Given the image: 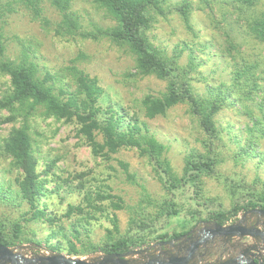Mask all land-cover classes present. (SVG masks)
Wrapping results in <instances>:
<instances>
[{
  "label": "rangeland",
  "instance_id": "rangeland-1",
  "mask_svg": "<svg viewBox=\"0 0 264 264\" xmlns=\"http://www.w3.org/2000/svg\"><path fill=\"white\" fill-rule=\"evenodd\" d=\"M179 1L181 0H167V6L163 5L164 13L153 11V22L148 31L151 40L170 56H174L178 49L184 48L179 58L182 66L188 64V54L191 50L185 45L192 47L196 63H201L190 75L196 90L205 92L208 85L229 82L234 62L225 50V36L221 28L225 27L226 23L221 12L217 8L214 11L199 8L195 2L190 15V30L180 14L171 8V5ZM261 5L264 7V0ZM71 8L79 15L86 31H94L98 26L105 28L115 25L111 15L94 0H72ZM47 16L51 21L48 28L32 20L24 11L11 14L4 24L0 21L6 55L15 58L23 52L28 53L41 72L48 70L56 76L53 77L56 87H62L64 90L74 88L70 73V67L74 64L98 77L104 91L99 103L103 107L122 108L128 118L135 115L145 121L150 132L167 146L166 156L178 175L183 173L187 156L198 157L206 154L205 134L196 118L188 112L186 104L170 108L165 115L154 118L145 116L141 104L143 96L147 93L159 95L166 87L165 80L155 76L138 75L135 56L126 47L107 38L85 39L80 36L57 34L55 28L60 20L58 11L47 6ZM242 36L239 41L244 42L243 56L250 57L251 62L258 60L260 70L263 71L262 88L255 101H244V106L238 104L224 107L216 115L221 132V139L215 141L218 161L211 175L201 177L198 195L196 186L191 183L174 190L173 193L167 191L155 175L148 159L141 156L135 148L120 149L109 160L95 157L88 144L77 136L74 123L35 115L30 121V134L38 159V171L44 184V194L40 198L39 207L45 208L60 221L51 227L41 219L25 220V216L30 215L27 214L29 206L26 202L14 197L7 201L0 199V222L5 224L9 232L15 222L23 226L24 241L14 245L15 250L28 257L36 254L49 255L53 252L67 254L66 249L53 251L47 247L49 235L56 231L60 224L64 226L67 237L77 246L80 245L72 231L73 222L79 215L74 213L70 217L65 216L70 204H80L83 199V192L77 188L80 186V180L75 177L78 173H84L81 182L85 189L98 190L108 185L111 193L122 197L126 205L123 209L114 210L109 207L108 200L103 203L108 207L109 213L117 214L122 235L146 237L147 243L133 250L147 249L148 252L161 256H165L167 250H175L174 246L178 245L180 240L172 238L174 243L164 244L171 239L164 242L156 240L157 234H172L176 231L184 232L182 237L188 234L184 240L192 238L196 235L191 234L193 230L208 225L210 213L230 210L236 202L246 199L248 192L256 195L263 193L264 136L260 131H256L252 147L245 150L244 145L247 137L249 138L247 126L251 125V115L264 116V43ZM241 59L242 56H238L237 60ZM9 84V77L0 72V92L7 90ZM11 126V123H3L0 126V141L8 134ZM98 138L101 140V136ZM121 161L129 164V171L134 180L127 178ZM52 162L54 164L51 172L44 173ZM4 165H7L6 161L0 160V168ZM15 173L13 171L5 177L0 175V182L8 183ZM11 185L13 189L16 188L14 182ZM144 194L153 199L154 203L165 199L175 200L178 211L171 215L157 216L155 204L142 201ZM134 210H137V214ZM247 210H242L234 222L240 220ZM142 211L144 213L141 214ZM147 213H151L148 218ZM95 215L98 219L87 221V217V220L83 218L81 226L77 227L81 240L99 242L105 237L107 228L112 227L105 213L97 212ZM132 217L137 221L136 224L131 223ZM263 221L264 217L260 215H248L246 219L248 225L258 223V226L264 229ZM58 239L67 247L68 244L59 231L55 237L50 238V243H55ZM223 242L228 243L227 248L221 247ZM218 246L221 250L216 260H212V257L206 258L211 250ZM207 247L206 255L200 251L194 258L196 264H213L217 260L227 259L248 264L247 261L251 257L264 259V239L237 236L228 241L216 239ZM93 255L91 253L69 256L87 258ZM132 257L141 259L143 255Z\"/></svg>",
  "mask_w": 264,
  "mask_h": 264
},
{
  "label": "trees",
  "instance_id": "trees-1",
  "mask_svg": "<svg viewBox=\"0 0 264 264\" xmlns=\"http://www.w3.org/2000/svg\"><path fill=\"white\" fill-rule=\"evenodd\" d=\"M72 0H0V21L4 24L8 17L16 12L24 11L34 21H38L44 28L51 24L47 16V6L58 11L60 20L55 31L62 36H80L85 39L107 38L113 43L126 47L135 56L136 73L140 76H155L166 81L165 89L159 94L147 93L141 104L145 116L154 118L165 115L166 112L178 104H186L188 112L197 120L200 129L205 134L204 145L206 154L200 156L189 155L185 158L182 175H178L166 156L167 146L160 142L149 130L145 121L138 116L128 118L122 108L112 106L103 107L99 100L104 91L98 77L92 76L77 65L70 67L74 88L64 90L56 87L53 75L46 70L41 72L28 53L23 52L15 58L6 55V45L2 31H0V72L9 77V88L0 92V126L11 123L8 134L0 141V160L7 165L0 168V175L5 177L15 171L9 182H0V199L11 200L12 197L26 202L29 211L25 220L41 219L51 227L59 223L60 219L39 207L41 196L44 194V184L38 171V159L35 155L33 140L30 134V121L35 115L45 118L53 117L57 120L71 122L76 125V134L83 139L95 157L105 160L123 148H135L139 154L148 159L162 186L173 193L187 183L196 186L198 195L201 177L211 175L217 165L215 141L221 139V132L216 122V115L227 106H244V101H255L261 91L263 71L260 70L258 60L243 56L244 42L239 38L248 37L264 43V7L262 0H181L173 5L181 18L192 30L190 15L197 2L199 8L211 11L217 8L226 23L222 32L225 36V50L233 60L229 82L222 81L217 85H208L205 92L196 90L192 84V71L201 63H196V56L190 48L188 64L182 66L179 58L184 48L178 49L174 56H170L164 49L156 45L150 38L148 31L153 22V11L164 13L167 0H94L105 9L115 21L110 27L98 26L94 31L83 29L79 15L71 8ZM2 28V26H1ZM0 28V29H1ZM242 56L241 60H237ZM58 88V89H57ZM262 110V108H260ZM251 125L247 126L245 150L255 142L254 133L260 131L264 136V116L251 115ZM101 136V140H99ZM53 162L49 163L44 173L52 170ZM127 178L134 180L129 171V164L121 161ZM84 173L75 175L80 180L77 187L83 192L80 204H70L65 216L78 214L73 222V235L79 240L77 246L64 232V226L52 232L47 241L48 248L53 251L66 249L68 255H82L102 252L104 254H122L135 247L147 243L146 237L125 236L120 232L119 218L115 212L109 213L104 201L108 200L109 207L114 210L126 207L121 196L110 192V186L98 190L85 189L81 182ZM16 188H12V183ZM145 193V189L143 188ZM14 193V194H12ZM248 197L236 202L230 210H218L210 213L207 221L226 224L234 221L242 210L264 209V192L260 195L247 193ZM143 202L154 203L147 194ZM157 216L171 215L178 211L177 202L165 199L154 203ZM97 212L105 213L112 227L107 228L104 238L99 242L83 241L78 236V228L83 218L98 219ZM137 214V210H134ZM141 214L144 211L140 212ZM151 213H147V218ZM131 223H137L132 217ZM135 223V224H136ZM0 222V244L13 247L23 242V226L15 222L12 231ZM67 242V247L58 239L50 243V238L57 232ZM184 232L172 234L159 233L156 240L164 242L166 239L179 238ZM39 243V241H37ZM264 261V259H263Z\"/></svg>",
  "mask_w": 264,
  "mask_h": 264
},
{
  "label": "water",
  "instance_id": "water-1",
  "mask_svg": "<svg viewBox=\"0 0 264 264\" xmlns=\"http://www.w3.org/2000/svg\"><path fill=\"white\" fill-rule=\"evenodd\" d=\"M248 215L264 217V209H249L243 213L240 220L227 224L207 221L208 225H205L199 234L190 237V240L183 239L188 234L175 239L181 240V242L174 246L175 250H167L165 256L142 249L130 250L122 254L97 252L92 253L94 255L87 258L73 257L61 252H53L49 255L36 254L28 257L21 252H17L14 247L0 244V264H196L194 258L197 255V250L208 245L216 238H220L222 241H228L237 236L264 239V229L260 228L258 223L254 225L246 223ZM167 243L172 244L174 240L171 239L164 244ZM134 255H143V258L132 257ZM247 262L248 264H264L263 258L259 257L257 259L251 257ZM213 264H240V262L235 259H227L217 260Z\"/></svg>",
  "mask_w": 264,
  "mask_h": 264
},
{
  "label": "flooded vegetation",
  "instance_id": "flooded-vegetation-1",
  "mask_svg": "<svg viewBox=\"0 0 264 264\" xmlns=\"http://www.w3.org/2000/svg\"><path fill=\"white\" fill-rule=\"evenodd\" d=\"M232 222H234V221H232ZM228 223H231V222H228ZM227 224V223H226ZM203 229V227H200V228H198L197 230H193V233H191V234H199L200 232H201V230ZM191 238L190 237H188V238H186L185 240H190ZM217 240H219L220 238H216ZM215 239V240H216ZM215 240H213V242L215 241ZM177 241H179V240H177ZM179 242H181V240L179 241ZM179 242H177V243H179ZM211 243V242H210ZM227 244L228 243H222V248H227ZM208 245H206V246H203V247H201L200 249H198L197 250V254L198 253H200V251H202V254H207V252H205L207 249H209L208 247H207ZM220 246V245H219ZM214 247V249H212L211 250V252L209 253V255L206 257V258H208V257H212L211 259L212 260H216V257H218L219 256V253H220V250H221V247ZM206 247H207V249H206ZM209 251V250H208ZM205 252V253H204Z\"/></svg>",
  "mask_w": 264,
  "mask_h": 264
}]
</instances>
